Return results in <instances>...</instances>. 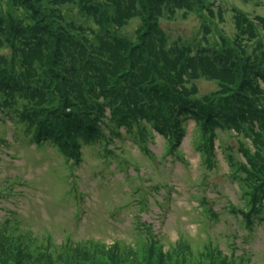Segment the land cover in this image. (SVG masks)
<instances>
[{
    "label": "rangeland",
    "instance_id": "rangeland-1",
    "mask_svg": "<svg viewBox=\"0 0 264 264\" xmlns=\"http://www.w3.org/2000/svg\"><path fill=\"white\" fill-rule=\"evenodd\" d=\"M75 1L64 3L70 20L65 33L76 31L82 38L84 30L94 28L110 43L114 38L137 39V16L124 18L116 34L111 18L119 14L118 6L137 10L136 0ZM6 2L0 0L1 13H22H14ZM181 3L188 8H177ZM181 3L169 1L177 8L174 14L156 20L157 29L166 33L158 75L149 71L153 56L147 53L135 68L129 65V73L119 57L124 49L111 43L114 49H102L105 74L90 71L96 81L90 76L74 88L67 81V92L76 103L65 109L57 95L64 90L61 82L46 90L45 102L35 96L45 85L39 82L50 78L44 59H33L26 69L21 66L28 65L30 48L36 53L41 49L45 56L49 44L30 47L20 34L14 38L7 32V23L0 25V264H174L172 257L182 244L188 246L182 251L188 257L198 250L205 254L207 245H214L209 250L213 257H204L201 264H264V221L252 212L250 229L244 227L241 217L247 214L242 213L245 203L240 195L246 183L253 184L254 203L264 207V129L250 139L254 110L264 126V59L232 49L234 7L253 20L264 18V0ZM218 4L223 6L221 18L216 12L213 17L212 11L210 16L207 10ZM201 57H210V62H201ZM113 68L126 72L121 78L123 91L118 93L113 92ZM222 68L224 75H217ZM166 69L174 73L170 90L154 91L157 80L169 79ZM243 69L252 83L229 74ZM86 81L109 91L97 97L93 91L88 94ZM256 85L261 91L254 89ZM179 87L196 91V100H186ZM122 94V102L114 97ZM103 100L109 106H103L104 118L93 112L95 101ZM69 113L78 126L71 127L72 121L65 125L69 132L80 134L78 144L84 139L82 150L59 137ZM182 128L176 157L167 152V145ZM255 129L256 134L261 130ZM119 132L139 136L134 143L122 138L118 147ZM200 135L216 139L192 145L191 139L201 143ZM100 139L109 151H99ZM61 140L73 165L58 150ZM145 146L148 157L140 153ZM250 154L252 159L247 158ZM232 203L238 212L228 211ZM214 249L222 254L214 256Z\"/></svg>",
    "mask_w": 264,
    "mask_h": 264
},
{
    "label": "trees",
    "instance_id": "trees-1",
    "mask_svg": "<svg viewBox=\"0 0 264 264\" xmlns=\"http://www.w3.org/2000/svg\"><path fill=\"white\" fill-rule=\"evenodd\" d=\"M136 1L138 4L137 10L132 12L130 9H132L133 6L131 5H129L130 9L128 8L121 9L118 6L117 8L119 9V14L113 15L111 18L115 20V23L113 24L114 26L113 33L116 34L118 32V29L121 26H123L124 18L129 19L130 17L137 16L140 21V27L139 28L136 27L137 28L136 30H139L137 39L133 41L130 39L114 38V41L111 43H114L116 45L115 48H122L125 50V51L122 50L120 52L119 57L123 63L125 62L123 65L127 64L129 73L131 72L129 65L134 64V68H135L138 65V62L139 63L141 62L140 60L143 54L147 53L149 56H153L148 69L149 71L153 70V74L158 75L160 73L158 71L161 69V54L163 53L164 47L166 45V37H165L166 33H164L163 31L160 32V30L157 29L156 20L159 19L160 17H164L167 15H168L167 17L169 18L170 16L174 14L177 8H182V7L188 8V4L185 3L184 6H181L182 5L181 2L184 0H172L174 2H177V5L181 3L180 7L174 8L168 5V2L171 0H136ZM65 2H69V4L76 3L75 0H7L5 5H7L8 8L11 6L14 9V13L22 10V13H21L22 16L21 14L19 16L15 15L11 11H10V14L8 15L7 13L9 11L4 10V13H1L2 10H0V25H4L5 23H7V25L9 26V29L7 30V32L8 33L11 32L14 38L17 36V34H20V36H23L26 39V43L30 47L33 45L34 46L41 45V43H44L46 45L49 44V46H46L45 56L42 55L43 53H41L42 52L41 49L38 48L37 50L40 51V53H36L34 50L32 51L30 48V51L28 52L27 57L25 59V61H29L28 63L29 66L26 65L27 63L26 64L24 63L21 66L26 69L27 67H31V63L33 64V59H37V60L44 59L43 66L48 69V74H50L49 75L50 78H47V80L42 79L39 82V84H41L42 82L45 81V85L42 88L40 93L36 92L35 96L39 97L38 95H40L42 97V103L45 102L46 90L49 87H53L55 83L61 82V84H63L64 90L58 92L56 89V91H57V95L60 98V101H63V103H61L63 109H65L64 106L66 104L75 105L76 103L73 100L74 96L70 95L67 92V86L69 83V82L67 83V81L69 80L70 87L74 88L77 86V82L85 83V80L88 79L92 75L90 71L93 73L99 72L101 76L105 74L107 72V69L102 67L103 65L106 64V62L103 60L102 49L104 47L114 49V46H112L109 41L104 40L103 36L98 34L96 29L94 28H89V32H86L84 30V35L82 36V38H78L76 33H79V32H76V31H74L76 33L74 32L72 33L68 29L67 33H65L64 31H66L65 30L66 27L64 25H67L70 21V20H67L68 16L64 14V10L69 9V7H66L64 5ZM91 6L92 5H90V7ZM210 9L207 10L210 12L209 14L210 16H211V11H212L213 17L216 12L219 18H221L222 13H223L222 11L223 6L218 4L216 8L212 10ZM170 10H171V14H168L170 13L169 12ZM234 11L237 15V19L235 22V32H234V37H233V41L235 42V45L232 47V49L236 51L238 48L241 54H247L248 57H253V58L258 57V54H259L261 58L264 59V18L260 16H254V20H253L251 17L247 16L246 14L243 15L242 13L244 12L241 13L240 9H237L234 7ZM205 18H208V16L205 15ZM205 28H207V26H205ZM94 44H96V46L98 47V53L95 50ZM204 51H205L204 49L200 50L199 53L204 54ZM226 53L227 51L225 50V54ZM73 54H75L74 61L72 58ZM70 57L73 61V68H69L68 63L70 61L69 59ZM95 59H97L96 61L97 65H94ZM199 59H201V62L203 63L210 62L209 60L210 57H201ZM55 60L58 63V65H54ZM60 61H61V64H60ZM238 62H240V60ZM237 63H236V68H237ZM122 71L123 69H120V68L118 69L113 68L111 70L113 83H114L113 92L118 93V92L123 91V82L121 81V78H123L126 75V72H122ZM222 71H223V68L221 69V72L220 70H218L217 75H219L220 73L224 75ZM102 72H105V73H102ZM165 72H167L169 79L165 80L166 81L165 83L161 79L160 81L157 80L155 82L154 91H161L162 93H164L163 91L164 89H165V92H168V90H170L171 83L173 84L170 78L174 75V73L172 72L170 73V71L167 69ZM255 73L259 74L258 71H255ZM229 74L232 77L239 79L240 81L252 83L251 81L252 79L249 73L245 69H243L241 73L233 74L232 72ZM83 75H86V76L83 78ZM91 79L96 81L95 75L91 76ZM168 81L170 82V84ZM86 83L88 85L87 87L88 94L95 93L96 97L99 96L98 93L103 94L102 92L103 90L109 91L105 88L98 86L94 82L92 83L91 81H86ZM96 87H98L99 90H97ZM179 88H182V87H179ZM254 89L261 91V89H258L257 85L254 87ZM182 90H184L186 94V100H192V101L196 100V95H195L196 91L192 92L189 88L187 90L182 88ZM182 90L176 89V92L181 93ZM91 91H93V93H91ZM149 94H152V93H149ZM157 95L160 96L162 94L157 93ZM114 97L119 101L125 100V95L123 94L120 97H117L116 95H114ZM131 102L132 100L128 102V104H130ZM95 104L97 108L93 112H95L96 116L98 117L102 116V118H104L105 116H104L103 106H108L106 100H103V103L95 101ZM76 107L80 108L78 110L84 109L80 106H76ZM193 107H194L193 113H196L195 109L197 107L196 106H193ZM22 109L26 110L27 108L26 106L23 105ZM256 111L257 110H254L252 112L254 120H252L253 122L251 124L252 133L250 134V139L251 138L255 139L257 136H259L263 132V129H264L261 118L257 114H255ZM54 116L55 118L58 117L56 116V114ZM64 116H65V121L61 126L63 127L62 130L65 134H63L62 130H58L59 137L63 136L62 139L66 138L67 142L72 140L74 149L79 148L80 150H82L83 146H81V144H82V141H84V139H82L78 144L76 137L80 134H74V132H71V131L69 132L68 126L65 125L69 123V121H72L71 127H77L78 124L75 121L69 119L70 113L65 114ZM254 122L256 125L254 124ZM183 125H185V122ZM254 125L257 126V128L258 127L261 128L260 132L257 134L255 133L256 129ZM182 131H183L182 133L178 134L179 136L175 137L174 142H172V140L174 139V136L173 138L171 137L169 138L171 144L167 145L169 146V148H167V152L173 153L174 156H176L175 154L177 152L178 147L180 146L179 141L183 137L182 134L184 133V128H182ZM212 134L214 135V133ZM138 136L139 135L137 134H126L125 132H119L118 138L120 139L116 141L118 143V147H119V142L122 138H126L131 143H134ZM201 138L202 139L200 141L201 142L200 144L193 143V139H191L192 145H195V144L204 145L210 140H212L213 142V140L216 139V136H214V138L208 137L207 140H206V136L204 138L201 136ZM39 139L40 138H37V140ZM73 140L75 141L74 143H73ZM59 143L61 144L60 146H58V150L60 154L63 156L66 155L65 159L69 163H71V165H73L72 162L75 163V161H73V159H71L68 156V153L65 149V144L62 142V140ZM55 146L56 145L54 146L51 145L53 149H56ZM96 147L99 149V151H103V150L104 152L109 151V147L107 148V143L103 142L101 139L98 140ZM80 150L78 151L79 154H80ZM258 152H260L259 149H257L255 155ZM140 153L141 155L148 157V154H150V150L146 148L145 146V149L141 150ZM228 156L231 157L230 154H228ZM247 158L252 159L253 157L250 154L249 157ZM205 160L206 159H202V161L204 162ZM138 176L142 177V175H140L139 172H138ZM248 185L250 184L246 183L247 190L245 188L240 193V195L242 196V199H244L242 201L245 203L244 208H243L244 212L242 213H245L247 215H244L242 217L240 216V217L243 218L244 227L250 229L251 213L255 212L257 215H260L259 219L264 221V207L258 208L257 205H255L254 203L255 196H253L251 193L253 184H251L250 186ZM227 209L229 212H238L239 210V209L238 210L236 209L235 204L233 205V203L228 204ZM240 217L238 218L240 219ZM187 247L188 246H183L182 244L178 247L179 251L177 253V256L172 257V255H170L172 257V260H174V264H199V263L201 264L204 257L206 256H210L211 258L213 257V255H211L212 253L209 252V250L211 251L214 247V245L212 244L207 245V248H205L206 250H208L207 253L203 254L202 252L198 250L199 252L198 254L194 255L192 253L189 257L184 255L183 253V252H186ZM213 251H214V256L217 254V252L221 253L216 249H214ZM169 260L171 261V259ZM168 264L170 263L168 262ZM228 264H231V263H228Z\"/></svg>",
    "mask_w": 264,
    "mask_h": 264
}]
</instances>
